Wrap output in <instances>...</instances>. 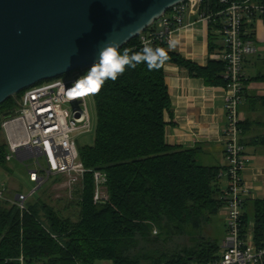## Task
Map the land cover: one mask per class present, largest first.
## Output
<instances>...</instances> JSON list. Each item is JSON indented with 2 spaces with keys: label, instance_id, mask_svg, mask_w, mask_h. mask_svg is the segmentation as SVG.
<instances>
[{
  "label": "trees",
  "instance_id": "16d2710c",
  "mask_svg": "<svg viewBox=\"0 0 264 264\" xmlns=\"http://www.w3.org/2000/svg\"><path fill=\"white\" fill-rule=\"evenodd\" d=\"M221 7L219 0H204L201 8L211 13ZM208 25L209 50L215 51L222 40L220 25L213 21ZM150 29L121 50L140 51L141 36ZM150 44L168 53L161 68L149 71L145 64L128 68L92 93L95 136L93 144L79 145L80 159L88 171L69 202L75 212L65 215L40 196L28 201L24 211L0 200V264H21V256L24 264H190L207 262L217 253L218 240L206 237L204 230L222 211V167L201 165L196 148L167 142L165 115L172 110V99L165 66L173 63L208 86H225L226 63L210 59L203 66L170 50L164 40ZM253 80L264 81V72L246 82ZM18 96L0 104V168L9 164L1 123L14 113ZM95 170L107 177L108 199L101 203L94 201ZM252 206L254 239L261 244L264 199L255 200ZM242 218L246 231L247 212Z\"/></svg>",
  "mask_w": 264,
  "mask_h": 264
},
{
  "label": "built area",
  "instance_id": "2783aa9c",
  "mask_svg": "<svg viewBox=\"0 0 264 264\" xmlns=\"http://www.w3.org/2000/svg\"><path fill=\"white\" fill-rule=\"evenodd\" d=\"M222 5L216 12L203 11L204 0H185L177 3L141 36L143 44L154 40H164L173 44L175 32L184 25L187 14L208 24L219 23L218 32L222 36L221 46L213 51L211 58L226 63L223 78L225 164L219 172L220 181L227 179L221 187L223 200L221 213L225 220V234L217 253L207 262L190 264H264V239L257 244L254 239V222L248 223L243 231V208L253 193L243 179L248 156L241 140L242 126L240 104L246 83L244 60L256 51L248 35L258 19H264L263 0H219ZM82 76H70L41 81L19 93L13 114L2 120L1 127L7 143L6 160H19L26 164L33 159L29 169V181L34 189L29 194L18 191L9 196L5 183H0V200L17 205L21 211L27 209L30 196L40 190L52 177L63 178L64 184L74 196L83 185L88 169L79 155L77 135L93 130L86 93H80L76 82ZM29 167V164H26ZM95 203L108 199L106 174L94 171ZM24 264L23 256L20 257ZM79 264V263H78Z\"/></svg>",
  "mask_w": 264,
  "mask_h": 264
},
{
  "label": "water",
  "instance_id": "95a60500",
  "mask_svg": "<svg viewBox=\"0 0 264 264\" xmlns=\"http://www.w3.org/2000/svg\"><path fill=\"white\" fill-rule=\"evenodd\" d=\"M185 0H0V104L86 70L106 41L120 48Z\"/></svg>",
  "mask_w": 264,
  "mask_h": 264
},
{
  "label": "crops",
  "instance_id": "0c3cea01",
  "mask_svg": "<svg viewBox=\"0 0 264 264\" xmlns=\"http://www.w3.org/2000/svg\"><path fill=\"white\" fill-rule=\"evenodd\" d=\"M183 23L169 49L207 65L213 52L209 50L208 23L192 14H187ZM250 38L256 51L244 60L247 79L264 72V19L254 22ZM219 43L218 48L222 42ZM165 75L172 99V110L165 115L167 142L172 146L196 148V159L201 165L223 167L226 142L223 86H208L202 78L173 63L166 64ZM261 98H264V81L246 82L240 116L244 126L241 140L248 156L242 176L253 193L243 212H247L250 222H254L252 203L264 199V101ZM7 188L14 193L20 191Z\"/></svg>",
  "mask_w": 264,
  "mask_h": 264
},
{
  "label": "rangeland",
  "instance_id": "374dc122",
  "mask_svg": "<svg viewBox=\"0 0 264 264\" xmlns=\"http://www.w3.org/2000/svg\"><path fill=\"white\" fill-rule=\"evenodd\" d=\"M87 70L88 69H86V71L81 70V72L78 71L75 73L79 76H84ZM86 97L88 101L89 112L92 118L93 130L90 133L77 135L78 145L80 146L93 144L95 136L96 110L93 94L86 93ZM26 164H29L30 166L27 167ZM26 164L21 163L17 159H13L9 162L6 168H0V183L1 181H5L7 186H11L15 190H20L26 194H29L31 190L34 189L33 184L29 181V169L33 168L34 166L33 159L29 160ZM226 185L227 179L223 177L220 181V186L223 187ZM9 196L13 195L9 193ZM38 196L56 208L62 210L65 215H71L76 210L73 206L69 207V202L75 198V195L73 197L70 196V192L65 186L63 178L52 177L40 190L36 191L32 196H30L29 201L35 199ZM204 233L206 237L211 236L212 238H216L219 244L222 242L223 236L225 234V220L222 213L214 217L212 223L205 228ZM96 264H112V262L99 261Z\"/></svg>",
  "mask_w": 264,
  "mask_h": 264
},
{
  "label": "clouds",
  "instance_id": "9594fccd",
  "mask_svg": "<svg viewBox=\"0 0 264 264\" xmlns=\"http://www.w3.org/2000/svg\"><path fill=\"white\" fill-rule=\"evenodd\" d=\"M169 47H173L170 43ZM169 59L167 51L162 47H152L149 42L144 43L140 51L129 48L121 50L118 43L106 41L98 52V59L77 82L76 86L88 88L95 86L98 93L106 81H115L126 69H135L137 65L145 64L149 71L158 70Z\"/></svg>",
  "mask_w": 264,
  "mask_h": 264
},
{
  "label": "snow or ice",
  "instance_id": "6c2138e0",
  "mask_svg": "<svg viewBox=\"0 0 264 264\" xmlns=\"http://www.w3.org/2000/svg\"><path fill=\"white\" fill-rule=\"evenodd\" d=\"M79 89H80V93H78V94L93 93L96 91L95 86H93L92 84H90V86L88 88H84L83 85H80Z\"/></svg>",
  "mask_w": 264,
  "mask_h": 264
}]
</instances>
